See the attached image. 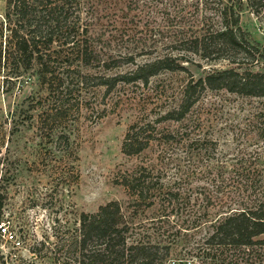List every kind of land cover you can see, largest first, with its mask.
<instances>
[{"label":"rangeland","instance_id":"1","mask_svg":"<svg viewBox=\"0 0 264 264\" xmlns=\"http://www.w3.org/2000/svg\"><path fill=\"white\" fill-rule=\"evenodd\" d=\"M85 2L81 17L88 20L99 61L77 67L88 74L83 83L79 76L72 79L78 85L59 128L67 145L49 142L46 131L34 125L47 99L35 66L8 71L0 64V225L19 242L5 241L0 230V264H76L60 238L77 227L81 212H94L108 201L119 204L120 221L133 229L134 238L167 248L160 264H214L212 253L202 249L212 226L228 208L250 207L264 196V97L204 90L181 121L155 122L175 106L190 75L196 79L234 67L226 60L179 53L173 45L175 34L195 24V18L214 23L219 18L205 0L182 2L183 8L179 0ZM3 7L0 0V18ZM235 8L240 28L264 46L261 18L243 1ZM181 54L188 60L178 62L184 70L161 71L145 84H96L100 76L123 75L135 63ZM147 121L172 138L153 140L135 155L123 154L126 127ZM179 132L187 136L179 139ZM139 166L161 186L147 208H135L115 183ZM255 249L252 260L243 264H264V247Z\"/></svg>","mask_w":264,"mask_h":264},{"label":"trees","instance_id":"2","mask_svg":"<svg viewBox=\"0 0 264 264\" xmlns=\"http://www.w3.org/2000/svg\"><path fill=\"white\" fill-rule=\"evenodd\" d=\"M179 1L181 4L188 0ZM242 1L254 15L261 18L264 25V0H205L219 22L195 18V24L175 34L177 38L173 45H178L179 53H190L212 61L226 60L234 67L210 71L196 79L190 75L179 90L175 106L165 111L155 122L181 121L204 90H223L250 98L264 97V69L253 70L254 66L264 67V46L250 40L238 25L239 10L235 4ZM3 2L0 64L8 71L27 70L35 66L38 83L46 90L47 99L34 117V125L46 131L49 142L67 145V136L59 128L64 127L61 124L71 105V93L78 85L77 80L73 83L72 79L74 75L79 76V83H83L82 78L88 74L81 73L77 67H86L92 61H99L88 36V20L81 17L86 2ZM180 6L184 7L183 4ZM183 61H188L184 54L156 57L133 64L134 67L123 75L110 78L100 76L96 84L106 86L115 80L145 84L161 71L184 70L178 63ZM117 62L102 66L108 68V65L111 67ZM155 122L130 123L123 134L120 151L128 156L135 155L153 140L166 141L172 138L173 134L159 130ZM185 136V132L178 133L179 139ZM209 144L214 149L215 142ZM115 183L124 189L135 208L150 207L156 192L161 188L157 178H153L143 166L137 167L133 173H122ZM120 219V206L116 201H108L94 212H81L77 227L65 238H60L64 251L73 254L76 264H160L167 255V248L134 238L133 229ZM261 235H264V196L255 198L250 207L228 208V213L212 226L204 240L207 247L202 249L212 253L210 260L214 264H243L250 262L258 252L255 246L264 247V239H257Z\"/></svg>","mask_w":264,"mask_h":264},{"label":"built area","instance_id":"3","mask_svg":"<svg viewBox=\"0 0 264 264\" xmlns=\"http://www.w3.org/2000/svg\"><path fill=\"white\" fill-rule=\"evenodd\" d=\"M0 230L3 232V235H4L3 237L5 241L10 242L16 246L19 244V242L15 240L14 236L11 233L5 231L4 226L0 225Z\"/></svg>","mask_w":264,"mask_h":264}]
</instances>
